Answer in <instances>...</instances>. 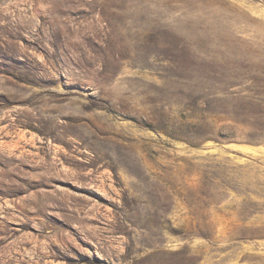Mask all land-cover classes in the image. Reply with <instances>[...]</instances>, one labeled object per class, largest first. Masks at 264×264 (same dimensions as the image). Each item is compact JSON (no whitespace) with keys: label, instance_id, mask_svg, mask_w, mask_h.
I'll return each mask as SVG.
<instances>
[{"label":"rangeland","instance_id":"1","mask_svg":"<svg viewBox=\"0 0 264 264\" xmlns=\"http://www.w3.org/2000/svg\"><path fill=\"white\" fill-rule=\"evenodd\" d=\"M0 264H264V0H0Z\"/></svg>","mask_w":264,"mask_h":264}]
</instances>
